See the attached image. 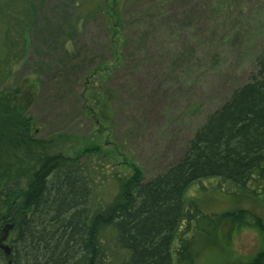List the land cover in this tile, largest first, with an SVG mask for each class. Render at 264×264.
Instances as JSON below:
<instances>
[{"label": "rangeland", "instance_id": "1", "mask_svg": "<svg viewBox=\"0 0 264 264\" xmlns=\"http://www.w3.org/2000/svg\"><path fill=\"white\" fill-rule=\"evenodd\" d=\"M263 46L264 0H0V79L16 119L120 180L175 164L256 75ZM219 183L199 180L185 197L209 215L245 209L264 226V194ZM192 237L194 264H249L264 249V230L231 220Z\"/></svg>", "mask_w": 264, "mask_h": 264}, {"label": "trees", "instance_id": "2", "mask_svg": "<svg viewBox=\"0 0 264 264\" xmlns=\"http://www.w3.org/2000/svg\"><path fill=\"white\" fill-rule=\"evenodd\" d=\"M256 62V75L207 117L182 157L146 182L28 136L32 119H16L0 79V223L14 224L0 264H194L193 234L212 235L225 220L264 230L245 209L209 215L185 197L207 178L264 194V46ZM249 264H264V250Z\"/></svg>", "mask_w": 264, "mask_h": 264}, {"label": "water", "instance_id": "3", "mask_svg": "<svg viewBox=\"0 0 264 264\" xmlns=\"http://www.w3.org/2000/svg\"><path fill=\"white\" fill-rule=\"evenodd\" d=\"M12 228H13V224H8V225L6 226V228L4 229V234H3V236L0 238V245H1V243L7 238L8 231H9L10 229H12ZM1 246H2V248H4V250L6 251V253L9 254V252H10L9 248H8L7 246H5V245H1Z\"/></svg>", "mask_w": 264, "mask_h": 264}]
</instances>
